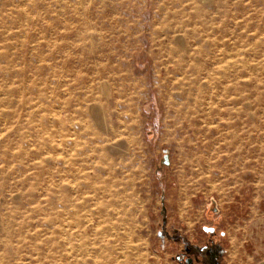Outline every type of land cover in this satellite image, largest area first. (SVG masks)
Instances as JSON below:
<instances>
[{"label": "rangeland", "instance_id": "374dc122", "mask_svg": "<svg viewBox=\"0 0 264 264\" xmlns=\"http://www.w3.org/2000/svg\"><path fill=\"white\" fill-rule=\"evenodd\" d=\"M247 256L264 0H0V264Z\"/></svg>", "mask_w": 264, "mask_h": 264}, {"label": "crops", "instance_id": "0c3cea01", "mask_svg": "<svg viewBox=\"0 0 264 264\" xmlns=\"http://www.w3.org/2000/svg\"><path fill=\"white\" fill-rule=\"evenodd\" d=\"M231 262V264H264V257L259 259L258 261H255L253 257L250 256H247V259L245 257H238L236 259H232Z\"/></svg>", "mask_w": 264, "mask_h": 264}, {"label": "bare ground", "instance_id": "6f19581e", "mask_svg": "<svg viewBox=\"0 0 264 264\" xmlns=\"http://www.w3.org/2000/svg\"><path fill=\"white\" fill-rule=\"evenodd\" d=\"M58 139V138H57ZM57 141V140H56Z\"/></svg>", "mask_w": 264, "mask_h": 264}]
</instances>
